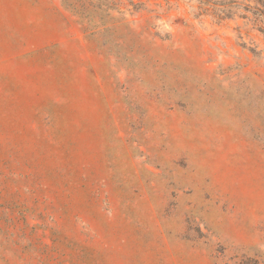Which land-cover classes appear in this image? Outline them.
<instances>
[{
    "label": "rangeland",
    "instance_id": "rangeland-1",
    "mask_svg": "<svg viewBox=\"0 0 264 264\" xmlns=\"http://www.w3.org/2000/svg\"><path fill=\"white\" fill-rule=\"evenodd\" d=\"M120 2L147 55L0 0V264H264V35Z\"/></svg>",
    "mask_w": 264,
    "mask_h": 264
},
{
    "label": "trees",
    "instance_id": "trees-1",
    "mask_svg": "<svg viewBox=\"0 0 264 264\" xmlns=\"http://www.w3.org/2000/svg\"><path fill=\"white\" fill-rule=\"evenodd\" d=\"M203 15L225 21L236 16L253 24L264 35V0H257L255 6L244 4L238 0H196ZM134 7V2H130ZM63 7L78 18L90 37H98L108 53L121 54L127 46L139 47L147 55L141 45L146 35L161 37L151 33L149 26L139 31L125 17L120 0H62ZM168 39V38H167ZM118 49V50H117ZM127 50V49H126ZM126 53V52H125Z\"/></svg>",
    "mask_w": 264,
    "mask_h": 264
}]
</instances>
